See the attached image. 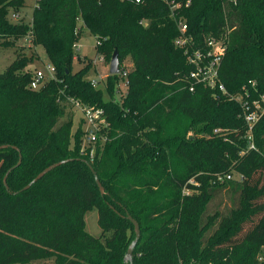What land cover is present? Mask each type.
<instances>
[{
    "label": "trees",
    "instance_id": "trees-1",
    "mask_svg": "<svg viewBox=\"0 0 264 264\" xmlns=\"http://www.w3.org/2000/svg\"><path fill=\"white\" fill-rule=\"evenodd\" d=\"M172 1L182 7L172 10ZM187 1L41 0L31 23H13L9 13H22L26 0H0V48L29 37L55 68L54 79L32 89L35 55L21 46L0 73V146H10L0 150V264H126L135 238L127 215L141 230L133 264H264V183L256 177L264 172V114L252 149L243 106L231 98L251 104L264 93V0H191L185 7ZM179 18L196 46L228 23L219 69L225 93L191 78L194 67L174 44ZM86 30L96 37L98 57L109 62L117 50L120 64L132 63L125 77L107 78L108 99L86 78L91 60L73 68ZM121 79L127 92L117 99ZM71 99L103 109L109 123L93 160L79 153ZM13 146L22 163L10 172L7 191L6 173L19 162ZM225 189L233 207L211 211ZM94 209L100 237L86 230Z\"/></svg>",
    "mask_w": 264,
    "mask_h": 264
},
{
    "label": "built area",
    "instance_id": "built-area-1",
    "mask_svg": "<svg viewBox=\"0 0 264 264\" xmlns=\"http://www.w3.org/2000/svg\"><path fill=\"white\" fill-rule=\"evenodd\" d=\"M39 1L41 0H35L33 9L38 6ZM135 2L140 3L141 0H135ZM190 3L191 0H188L184 6L189 7ZM181 7V3L174 1L171 2L172 10L175 11ZM8 18L10 22L17 23L24 18L26 19V16L23 13L11 11ZM26 20L31 23L32 17ZM178 29L179 35L175 39L174 44L176 47L184 50L187 56V62L194 67L191 72V78H193L194 82L197 84H202L208 88L217 89L218 91L225 93L226 89L220 80L219 69L230 40L231 30L228 27V23L220 36L210 35L204 37L203 41L198 46L195 45L193 35L189 34L188 25L183 18L178 19ZM26 39L27 41H30L29 37ZM76 48L77 44L75 45V51ZM76 57L79 58V56L76 55L74 59H76ZM98 59L99 62L105 61L104 57H99ZM120 72L125 77L128 70L124 69ZM54 77L55 68L51 63L46 65L45 70L35 69L31 82V88L37 90L41 88L43 83L54 79ZM92 83L94 85L97 84L94 81H92ZM193 88L194 86L191 87V90H193ZM258 97L259 98L257 99H253L251 104H249V101L242 102V98L240 96H231L232 99L241 102L243 106L244 118L248 125L247 136L248 139L251 140L250 148L252 149L255 148L252 141L253 128L264 114V93L259 94ZM70 102L72 103L74 109V122L75 117L78 118V115H80V120L76 122V130L73 132V134H76L79 129L81 130L79 136V153L82 157H87L90 160H93L100 155L103 145L107 141L105 130L108 128L109 123L105 117L103 109L89 107L74 99H71ZM71 144L72 146L76 144L75 136H72ZM231 178V175L227 176V179ZM242 179L243 177L239 176V180Z\"/></svg>",
    "mask_w": 264,
    "mask_h": 264
},
{
    "label": "rangeland",
    "instance_id": "rangeland-1",
    "mask_svg": "<svg viewBox=\"0 0 264 264\" xmlns=\"http://www.w3.org/2000/svg\"><path fill=\"white\" fill-rule=\"evenodd\" d=\"M35 4V0H26V7L23 10V14L26 16V19H30L32 17L33 7ZM81 26V23H79ZM97 40L96 37L91 35L87 30L84 32L83 37L78 41L76 53L80 57V60L76 57L73 61L74 71L79 70L83 67L84 59L91 60L93 62V67L90 69L89 73L86 75V78L96 82V87L104 91L105 99H108V95L105 92L107 78L110 76L109 67L110 61L99 62V57L97 55L96 50ZM21 46L23 47V51L27 54L34 53L35 59L33 63L29 65V69H41L45 70L46 65L49 63L46 52L42 46H33L30 41L27 39H20L15 47L11 48H0V73L5 71V69L13 62L16 58L17 52L21 51ZM83 60V63H82ZM125 69L130 71L132 69V63L129 59H125L120 64V70ZM127 80L121 79L119 81V89L121 93L116 95L117 99H120V96L125 95L127 92ZM80 120V115L78 118L75 117V122L73 126V132L76 130V122ZM257 178H261V182L264 183V172L262 175H257ZM235 179H239V176L234 177ZM232 193L225 189L219 192L214 199V201L210 204V210L215 211L217 208L222 210L223 212L229 211L234 205L235 198L231 195ZM86 222V230L93 237H100L102 234L101 228L98 224V211L96 209L89 211L85 216ZM249 225L246 226V229ZM50 261L37 260L33 261L30 264H48ZM52 262V261H51Z\"/></svg>",
    "mask_w": 264,
    "mask_h": 264
},
{
    "label": "water",
    "instance_id": "water-1",
    "mask_svg": "<svg viewBox=\"0 0 264 264\" xmlns=\"http://www.w3.org/2000/svg\"><path fill=\"white\" fill-rule=\"evenodd\" d=\"M119 73H120L119 53H118L117 50H115L114 53L112 54V57H111V60H110L109 74L110 75H117ZM9 147H10L9 145H2V146H0V150L1 149H7ZM13 148L16 149L19 152V162L17 163V165H15L11 169H9V171L6 173V176L4 178L3 183H4V186L7 189V191H10L9 187H8V184H7V178L9 176L10 172H12L14 169H16L22 163V155H21L20 150L17 147H14V146H13ZM83 161L85 163H87L89 165L90 169L92 170V172L94 174V177H95V182H96L97 186L99 187L101 194L103 195L104 194V187L102 186L99 178L97 177L94 168L92 167L91 164L88 163V161H86V160H83ZM66 162H68V161L67 160L66 161H60V162L54 163V164L46 167L29 184H27L23 189H21L18 192H15L14 194H18L20 192H23V191H26V190L30 189L36 182H38L40 179H42L46 174H48L49 172H51L52 170H54L55 168H57L58 166L66 163ZM126 217L134 226L135 238L130 243V245L128 247V250H127V253H126L125 257H124V260H125L126 264H133V262H132L133 251H134L135 246L137 245V243H138V241H139V239L141 237V230H140L139 223L133 217H131L130 215H127Z\"/></svg>",
    "mask_w": 264,
    "mask_h": 264
}]
</instances>
